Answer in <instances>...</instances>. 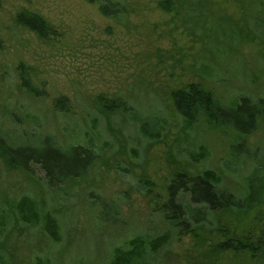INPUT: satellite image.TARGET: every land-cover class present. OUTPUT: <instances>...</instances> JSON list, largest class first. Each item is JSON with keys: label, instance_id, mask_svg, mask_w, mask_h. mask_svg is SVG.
<instances>
[{"label": "rangeland", "instance_id": "rangeland-1", "mask_svg": "<svg viewBox=\"0 0 264 264\" xmlns=\"http://www.w3.org/2000/svg\"><path fill=\"white\" fill-rule=\"evenodd\" d=\"M113 1L124 15L104 17L84 0H0V127L51 134L98 157L85 178L56 190L39 167L8 173L0 162V256L9 264H110L128 241L170 230L161 210L177 173L213 170L220 190L238 198L250 184L264 192V126L240 144L226 127L186 121L172 100L191 84L227 108L264 99V0H178L171 12L162 0ZM23 10L51 26L48 37L18 24ZM21 64L42 96L21 88ZM63 96L68 112L54 107ZM101 96L130 110L106 111ZM24 197L37 204V224L16 213ZM102 203L113 209L106 222ZM47 215L58 243L44 230ZM214 219L197 237L170 231V245L141 264H264V247L253 255L218 248L221 226L230 237L264 239L263 199Z\"/></svg>", "mask_w": 264, "mask_h": 264}, {"label": "trees", "instance_id": "trees-1", "mask_svg": "<svg viewBox=\"0 0 264 264\" xmlns=\"http://www.w3.org/2000/svg\"><path fill=\"white\" fill-rule=\"evenodd\" d=\"M89 4H96L102 16L117 18L126 13V7L113 0H84ZM175 1L162 0L160 8L165 12L174 9ZM21 26L34 32L39 38L45 39L52 32L51 26L39 15L23 10L17 16ZM30 68L24 64L20 66L21 88L34 97L42 94L34 87ZM106 111L127 110L121 99L108 100L98 98ZM173 106L178 115L190 123L207 120L217 128L226 127L240 138V144H246L244 138L255 134L264 126V99L253 100L242 97L234 107H224L218 99L204 88L191 84L172 94ZM54 107L60 112H68L69 101L66 97L55 99ZM130 110V109H128ZM21 121L17 116L12 119L15 125ZM0 127V162L8 173L23 171L34 175L32 167H39L45 175L44 183L50 190L63 187L69 181L85 178L88 171L98 157L89 146L73 145L62 147L51 134L38 135L35 132ZM16 138L19 142L16 143ZM240 145L238 146V148ZM259 167L264 169V165ZM221 179L215 171L207 169L197 177L186 173H177L167 189V201L162 206L164 221L169 225L168 231L158 236L144 238L138 236L124 246L114 251L110 264H141L149 256H157L172 242V232L177 236L185 233L197 237L200 231L210 228L215 219L223 212L249 211L254 205L264 200V192L252 184L249 185L244 198L220 190ZM103 202V201H102ZM104 214L100 216L102 222L108 221L110 215L105 211H113L111 206L102 203ZM37 204L33 198L24 197L16 205V213L25 224L40 222ZM44 230L49 238L60 242L59 225L57 221L47 215ZM217 224V223H216ZM217 227V225H216ZM220 228V227H219ZM212 229V227L210 228ZM172 231V232H170ZM218 234L224 239L218 242V248L223 252L241 253L246 250L256 254L264 247V239L254 238L252 232L239 239L237 235L228 236L227 228L221 226ZM0 264H9L0 256Z\"/></svg>", "mask_w": 264, "mask_h": 264}]
</instances>
